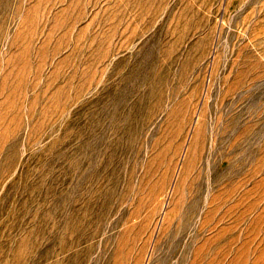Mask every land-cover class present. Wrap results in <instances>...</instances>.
Segmentation results:
<instances>
[{"label": "rangeland", "instance_id": "rangeland-1", "mask_svg": "<svg viewBox=\"0 0 264 264\" xmlns=\"http://www.w3.org/2000/svg\"><path fill=\"white\" fill-rule=\"evenodd\" d=\"M0 264H264V0H0Z\"/></svg>", "mask_w": 264, "mask_h": 264}, {"label": "bare ground", "instance_id": "bare-ground-1", "mask_svg": "<svg viewBox=\"0 0 264 264\" xmlns=\"http://www.w3.org/2000/svg\"><path fill=\"white\" fill-rule=\"evenodd\" d=\"M197 131H198V130H197ZM194 136H195V135H194ZM199 137H200V136H199ZM196 138H197V135H196ZM203 139H204V138H203ZM194 142H195V141H194ZM198 142H199V141H198ZM201 142H203V141H201ZM193 144H194V143H193ZM198 144H200V142H199ZM201 145H202V144H201ZM197 147H198V146H197ZM194 149H195V148H193V150H194ZM202 149H203V148H201V150H202ZM199 151H200V150H199ZM184 153H185V152H184ZM199 153H200V152H199ZM199 153H197V154H199ZM190 154H191V153H190ZM109 156H110V155H109ZM109 156H108V158H109ZM188 157H189V156H188ZM193 157H194V156H192V159H193ZM198 157H199V156H198ZM198 157H197V160H198ZM200 157H201V156H200ZM189 159H190V158H189ZM73 160H74V159H73ZM194 161H195V160H194ZM72 162H73V161H72ZM191 162H192V161H191ZM191 162H190V163H191ZM195 162H196V161H195ZM183 163H184V162H183ZM186 163H187V162H186ZM189 165H190V164H189ZM191 165H192V163H191ZM185 167H186V166H185ZM189 168H190V167H189ZM181 169H182V168H181ZM182 170H184V169H182ZM188 170H189V169H188ZM96 171H98V170H96ZM185 171H186V170H185ZM185 171H184V172H185ZM191 171H192V170H191ZM184 172H183V174H184ZM187 173H188V172H187ZM175 178H176V177H175ZM181 178H182V177H181ZM106 180H107V179H106ZM105 182H106V181H105ZM179 182L181 183V181H179ZM180 183H179V184H180ZM178 186H180V185H178ZM212 197H213V196H212ZM216 197H217V196H216ZM198 199H199V198H198ZM214 199H215V198H214ZM210 200H211V199H210ZM210 200H209V201H210ZM215 200H216V199H215ZM210 203H211V202H210ZM211 204H212V203H211ZM211 207H213V206L211 205ZM72 210H73V209H72ZM74 210H75V209H74ZM74 210H73V211H74ZM207 213H208V212H207ZM191 215H192V214H191ZM70 216H71V215H70ZM193 216H194V214H193ZM193 216H192V218H193ZM204 216H205V214H204ZM207 216H209V215H207ZM207 216H206V217H207ZM100 223H101V222H100Z\"/></svg>", "mask_w": 264, "mask_h": 264}]
</instances>
